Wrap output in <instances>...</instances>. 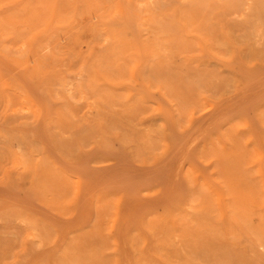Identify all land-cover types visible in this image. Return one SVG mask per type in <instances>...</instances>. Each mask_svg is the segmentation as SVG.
Here are the masks:
<instances>
[{
    "label": "rangeland",
    "instance_id": "obj_1",
    "mask_svg": "<svg viewBox=\"0 0 264 264\" xmlns=\"http://www.w3.org/2000/svg\"><path fill=\"white\" fill-rule=\"evenodd\" d=\"M0 264H264V0H0Z\"/></svg>",
    "mask_w": 264,
    "mask_h": 264
}]
</instances>
